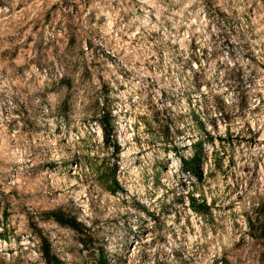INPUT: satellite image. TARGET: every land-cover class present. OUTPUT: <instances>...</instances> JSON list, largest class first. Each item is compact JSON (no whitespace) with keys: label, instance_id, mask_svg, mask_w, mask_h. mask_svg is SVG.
<instances>
[{"label":"rangeland","instance_id":"obj_1","mask_svg":"<svg viewBox=\"0 0 264 264\" xmlns=\"http://www.w3.org/2000/svg\"><path fill=\"white\" fill-rule=\"evenodd\" d=\"M0 264H264V0H0Z\"/></svg>","mask_w":264,"mask_h":264},{"label":"trees","instance_id":"obj_2","mask_svg":"<svg viewBox=\"0 0 264 264\" xmlns=\"http://www.w3.org/2000/svg\"><path fill=\"white\" fill-rule=\"evenodd\" d=\"M200 152H201V148L199 147V149L196 150V152H195V154H194V157H193L191 160H189L188 162H187V161H183V166H182V173H183V174H185V173H189V171H190L191 173L194 174V170H195L196 168H195L192 164H193L194 160H196L197 155H199ZM196 167H197V169H199L198 166H196ZM191 201H192V204H193V203H194V200L191 199ZM193 209L196 210V211H200V210H201L202 212H204V211L207 210V207H206V205L203 203V204L199 207V209H196V208H194V207H193ZM53 220H54L55 222L59 223V224H62V225H67V226L70 225L69 223H67V221H66L62 216H54V217H53ZM74 225H76L75 221H74Z\"/></svg>","mask_w":264,"mask_h":264}]
</instances>
